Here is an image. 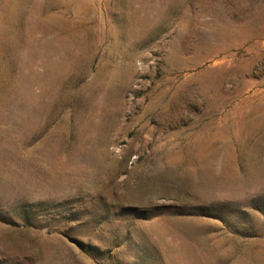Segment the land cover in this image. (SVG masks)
<instances>
[{"label":"rangeland","instance_id":"obj_1","mask_svg":"<svg viewBox=\"0 0 264 264\" xmlns=\"http://www.w3.org/2000/svg\"><path fill=\"white\" fill-rule=\"evenodd\" d=\"M0 264H264V0H0Z\"/></svg>","mask_w":264,"mask_h":264},{"label":"bare ground","instance_id":"obj_2","mask_svg":"<svg viewBox=\"0 0 264 264\" xmlns=\"http://www.w3.org/2000/svg\"><path fill=\"white\" fill-rule=\"evenodd\" d=\"M179 1V3H180V0H178ZM177 0H176V2H178ZM182 1V3H184L185 2V0H184V2H183V0H181ZM163 2V1H162ZM170 2V1H169ZM174 3V2H173ZM159 4V3H158Z\"/></svg>","mask_w":264,"mask_h":264}]
</instances>
